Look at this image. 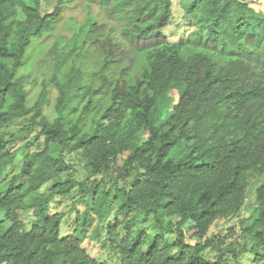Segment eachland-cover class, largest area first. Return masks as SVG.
Masks as SVG:
<instances>
[{"label":"trees","instance_id":"1","mask_svg":"<svg viewBox=\"0 0 264 264\" xmlns=\"http://www.w3.org/2000/svg\"><path fill=\"white\" fill-rule=\"evenodd\" d=\"M84 1L72 37L48 48L46 83L24 70L70 0L45 12L42 0H0V178L16 146L30 148L0 192V264H105L75 232L62 237L64 214L51 212L75 184L63 180L70 156L91 196L75 226L86 236L97 217L120 264H239L246 254L264 262V12L246 0H186L194 31L175 43L164 33L173 0ZM94 5L121 27L106 30ZM253 182L240 231L208 237L242 210ZM119 218L128 219L123 237Z\"/></svg>","mask_w":264,"mask_h":264},{"label":"rangeland","instance_id":"2","mask_svg":"<svg viewBox=\"0 0 264 264\" xmlns=\"http://www.w3.org/2000/svg\"><path fill=\"white\" fill-rule=\"evenodd\" d=\"M173 11H172V19L166 31V36L168 37L170 42H179L185 39L187 36L193 33L192 29V22L190 19L185 17L184 12L182 10V2L186 0H173ZM250 3L254 8L257 10H262L264 12V0H246ZM56 0H42V11H49L51 7L54 5ZM66 9L63 12L62 18L55 24L54 28L43 35L44 37L38 43L37 49L28 57V67L24 72L31 71L35 75L38 74L40 77V81L42 80V76L46 79V83L51 78V71H49L51 67V62L47 61L45 58L48 48H50L53 41L59 34L65 35L67 38H71L72 34H74L78 24L83 21L87 15V5L89 4L87 1L84 0H70L68 2ZM93 14H95L98 18L99 24H104L106 30L111 27L120 28L123 22L118 23L115 20H109L105 14L97 9V7H93ZM43 54L42 57H37L39 54ZM41 86V83L38 84L31 90V97L32 100L37 98L38 90ZM173 97L175 100L178 99L177 92H172ZM47 113L50 117H52V109L49 107L47 109ZM168 115V114H167ZM166 115V116H167ZM25 124L24 121H18L13 124L8 129H5L6 132H16L19 128H21ZM34 148H32L33 150ZM15 162L11 167L7 169L4 175L0 178V192L5 190V183L9 181L13 175L17 174L21 167L23 166V162L25 157L30 151V148L22 146L20 142L15 149ZM69 163L72 164V167L64 172L63 180L64 181H71L75 184L67 191V195L65 197H60L54 199L51 202V212L52 213H62L64 214V218L62 220L61 227V236L64 237L70 233H76L77 237L83 240V245L89 251L90 255L97 258L100 262L105 264H120L119 256L113 252L112 250L105 247L104 243L106 242V237L104 236V231L102 227L99 225L98 218L94 216L93 220L87 227V231L85 232L86 236H82V228L78 229L75 225H77L78 219L83 218L85 216V211L88 206L91 205V196L90 193H84L82 188L80 187V183L84 182L86 179V174L83 171V167L81 165V161L77 159L75 156H70ZM22 180L20 179L19 182ZM256 183L253 182L250 185L247 196H246V204L242 208V210L235 215L234 217L225 220V221H218L216 222L208 235V237L215 236H225L227 235L228 230L232 227H236V231H240V220L247 219L250 216L251 210L249 208L250 203L254 198V188ZM52 184H48L43 187L42 192L47 193L49 192L50 187ZM116 208V207H115ZM110 217L112 218L113 215L111 214ZM23 218H27V215H23ZM4 219V212H0V221ZM153 221V217L150 218L149 223ZM27 224H31V221L28 220ZM114 225L118 226V233L123 237L127 234L126 227L129 226L128 219L119 218L118 220L114 221ZM138 227L147 228V224L143 222L138 224ZM149 230V229H148ZM170 242H174V233H170L169 235ZM233 239L228 241L231 242ZM186 242L192 245H195L198 240L196 238L191 237L190 233H186ZM235 246L237 250L240 249L241 243L237 239ZM207 257L210 259H214L216 252L208 250L206 252ZM254 256L250 254L243 255L238 259L239 264H263V261L255 262ZM228 264H235L234 262Z\"/></svg>","mask_w":264,"mask_h":264}]
</instances>
